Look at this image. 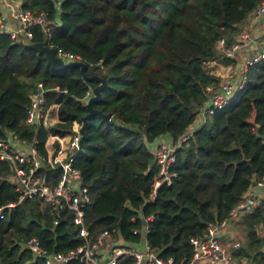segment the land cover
<instances>
[{
	"label": "trees",
	"instance_id": "trees-1",
	"mask_svg": "<svg viewBox=\"0 0 264 264\" xmlns=\"http://www.w3.org/2000/svg\"><path fill=\"white\" fill-rule=\"evenodd\" d=\"M260 2L20 0L21 9L46 14L52 45L79 56L87 76L104 78L93 107L111 116L104 120L90 114L83 123L86 93L91 95L98 81L82 78L77 66L51 68L33 46L46 43L44 34L40 26L31 25L30 39L0 32V137L13 132L35 141V148L45 153L49 134L63 135L73 121L80 123L71 164L80 171L91 197L83 209L89 233L115 227L123 238L136 241L138 235L131 229L140 225L137 214H152L145 234L148 244L160 258L186 264L190 237L226 216L252 181L264 182V56L247 66L243 86L225 105L213 108L188 130L206 99L205 86L217 85L218 77L205 62H235L219 50L217 40L224 38L225 46L230 45L241 29L248 28L243 21H253ZM37 82L45 88L44 109L57 104V119L48 127L25 123ZM186 133L190 134L178 143ZM162 135L176 145L169 169L175 175L170 183L161 182L149 200L157 172L150 146ZM60 171L59 165L46 168L54 178ZM7 174L0 161V205L15 202L18 195L4 178ZM4 212L0 264H43L24 246L30 237L56 251L83 242L67 209L59 210L55 224L38 200H22ZM238 224L240 243L234 255L264 264L263 204Z\"/></svg>",
	"mask_w": 264,
	"mask_h": 264
},
{
	"label": "built area",
	"instance_id": "built-area-1",
	"mask_svg": "<svg viewBox=\"0 0 264 264\" xmlns=\"http://www.w3.org/2000/svg\"><path fill=\"white\" fill-rule=\"evenodd\" d=\"M261 18H264V0H261L252 14V20ZM31 25L40 26L46 40V43L43 42L49 47H54L55 56L64 62L81 61L79 56L49 42L51 24L47 22L43 11L34 13L23 10L20 8V0H0V32L8 33L13 39L19 37L30 39ZM216 46L226 56L234 57L235 62L227 65L214 60L205 62V67L209 71V66L217 67L210 72L218 77V81L216 86L213 84L205 86L206 99L197 112L200 122L212 112L213 108H220L228 102L233 93L243 86L247 66L264 56V25L260 29L254 26L241 29L228 46H225L224 38H220ZM219 66L220 69L222 66L225 67L228 77L223 74L217 75V69L221 72ZM44 91L42 83L37 82L30 96L25 123L46 126L48 109L43 107ZM89 95V92L86 93V99ZM80 132L81 124L73 121L69 131L63 135L49 134L52 142H56L58 147H54L51 142V148L47 150L45 146L47 140H45V153H40L35 148V141L18 138L13 132L6 131L4 136L0 137V161L5 163L8 171L4 178L13 184L18 194L15 202L0 205V220L5 216L4 208L25 199L38 200L40 205L45 206L52 217V224L57 223L59 210L67 209L72 214V222L79 225L78 233L83 238L80 245L64 251H56L48 250L35 237H30L24 242V246L33 256L40 258L43 264H70V262L118 264L124 259H128L126 264H174L171 258H160L145 238L152 214L147 216L137 214L140 225L131 229L133 235H138L136 241L123 238L115 227L102 228L89 233L83 224V209L89 204L91 197L81 181L80 171L71 164V155L79 145ZM189 134L183 135L178 143L185 140ZM175 146L165 144L162 138L151 144L150 150L157 164V172L147 199L153 198L155 189L161 182L170 183L171 177L175 175L169 170L175 158ZM55 165L61 167L56 178L46 174L47 166L53 168ZM252 186L264 187V182L261 179ZM260 202L263 204L264 212V191L256 194L248 188L229 209L226 216L208 222L201 234L190 237L191 256L186 264H242L240 261L242 258L239 259L234 255L239 246L238 239L230 237L225 241L222 239L223 233L225 228L234 225L242 214L251 212Z\"/></svg>",
	"mask_w": 264,
	"mask_h": 264
},
{
	"label": "water",
	"instance_id": "water-1",
	"mask_svg": "<svg viewBox=\"0 0 264 264\" xmlns=\"http://www.w3.org/2000/svg\"><path fill=\"white\" fill-rule=\"evenodd\" d=\"M33 46L36 50L40 51L43 53V56L47 62V64L53 68V69H61L70 65L77 66L79 68V71L81 73L82 78L86 79H95L98 81V84L95 85L92 90H91V95L87 98V100L84 103V107L86 109L85 114L81 117L83 120V123L85 122V119L90 115V114H96L100 116L104 120H108L109 117L111 116L110 113H103L99 111L98 109L93 107V102L97 101L100 97V90L103 88L105 85V81L103 77H99L96 75H90L87 76L84 72L86 65L83 61H68L64 62L62 59L59 57L55 56V49L54 47H49L44 44L43 41L33 43ZM83 126L81 125V131H82ZM248 162V160H247ZM255 184V181H252V185Z\"/></svg>",
	"mask_w": 264,
	"mask_h": 264
},
{
	"label": "crops",
	"instance_id": "crops-1",
	"mask_svg": "<svg viewBox=\"0 0 264 264\" xmlns=\"http://www.w3.org/2000/svg\"><path fill=\"white\" fill-rule=\"evenodd\" d=\"M248 18L249 17H247L244 21H243V23L244 24H246L247 23V20H248ZM254 22H258V20H253ZM262 24L264 23V18H263V20L262 19H260L259 20ZM255 24V23H254ZM246 25H244V27H245ZM252 26H254L253 24L251 25V24H249V26H248V29L250 28V27H252ZM254 28H259V27H257V26H254ZM260 29V28H259ZM221 66V65H220ZM220 66H219V71L221 70V73L223 74V76H225V77H228L227 75V72H226V70H225V67H221V69H220ZM56 110H57V104H52L49 108H48V111H47V114H46V123H47V117H48V126H51L55 121H56V119H57V117H56ZM200 123V121H199V119H198V116H196V118H195V120L193 121V123L191 124V126L188 128V130H192L193 128H195L198 124ZM47 124H46V127H48L47 126ZM191 132V131H190ZM162 139H163V142L165 143V144H167V145H172L173 143H172V141H171V139L169 138V137H167L166 135H162ZM46 144H45V146H46V148H47V150H50V148H51V142H52V137L51 136H47V138H46ZM52 144H53V146L54 147H58V144L56 143V142H52ZM249 190L250 191H252V192H254V193H256V194H259V193H261V192H263L264 191V187H258V186H254V187H249ZM242 216H243V214H242ZM241 216V217H242ZM240 217V216H239ZM239 220L241 219V218H238ZM239 220H238V222H239ZM238 222H236L234 225H232V226H230V227H227V228H225V230H224V233H223V240H228L230 237H233V238H237V232H238ZM238 239V238H237ZM240 258H242V257H240ZM240 261H241V263L242 264H250L248 261H246V259L244 258H242V259H240Z\"/></svg>",
	"mask_w": 264,
	"mask_h": 264
},
{
	"label": "rangeland",
	"instance_id": "rangeland-1",
	"mask_svg": "<svg viewBox=\"0 0 264 264\" xmlns=\"http://www.w3.org/2000/svg\"><path fill=\"white\" fill-rule=\"evenodd\" d=\"M247 24H253L254 26H257V27L263 26V24L261 22H254V21H248ZM209 67H210V71L212 70V72L214 71L215 68H217L216 66H213V65H211ZM216 72H217V75H219V76H220V74H222L221 72H218V69ZM47 123H48V117H47ZM47 126H48V124H47ZM250 187H254V186H250ZM240 233H241V231H240ZM238 239H239V237H238ZM239 243H240V240H239ZM139 248H141V247H139Z\"/></svg>",
	"mask_w": 264,
	"mask_h": 264
}]
</instances>
